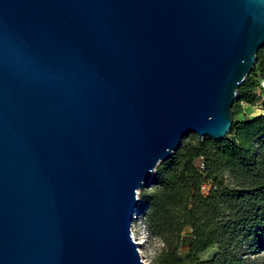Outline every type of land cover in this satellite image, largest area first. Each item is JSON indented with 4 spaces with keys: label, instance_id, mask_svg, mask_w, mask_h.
Returning a JSON list of instances; mask_svg holds the SVG:
<instances>
[{
    "label": "water",
    "instance_id": "water-1",
    "mask_svg": "<svg viewBox=\"0 0 264 264\" xmlns=\"http://www.w3.org/2000/svg\"><path fill=\"white\" fill-rule=\"evenodd\" d=\"M263 48L264 0H0V264H146L139 191Z\"/></svg>",
    "mask_w": 264,
    "mask_h": 264
},
{
    "label": "trees",
    "instance_id": "trees-1",
    "mask_svg": "<svg viewBox=\"0 0 264 264\" xmlns=\"http://www.w3.org/2000/svg\"><path fill=\"white\" fill-rule=\"evenodd\" d=\"M258 73L259 83L252 79ZM263 80L264 48L238 90L233 118L242 102L262 99L264 110V97L256 94ZM140 202L150 231L164 243L159 264H250L264 254V115L233 119L222 141L185 137L157 166ZM187 231L188 253L181 257ZM212 248L216 255L201 261Z\"/></svg>",
    "mask_w": 264,
    "mask_h": 264
},
{
    "label": "rangeland",
    "instance_id": "rangeland-1",
    "mask_svg": "<svg viewBox=\"0 0 264 264\" xmlns=\"http://www.w3.org/2000/svg\"><path fill=\"white\" fill-rule=\"evenodd\" d=\"M257 83L260 81V75L258 73L257 78L252 77ZM260 115H264L263 102H256L252 105H245L242 108L241 113L235 115L233 119L243 120L246 117L254 118ZM193 135H189L193 138ZM197 137V136H196ZM198 138V137H197ZM147 184V183H146ZM144 187V186H143ZM142 187V189H143ZM142 189L139 191L138 198ZM207 191V189L205 190ZM132 235L135 242L138 244L139 253L142 260L146 264H159L160 257L164 251V243L160 238L156 237L149 229L148 222L146 219V211L144 205L139 201V204L134 212V219L131 225ZM189 231L186 233V237L183 245L179 249V255L185 257L187 255L188 242H189ZM217 253L216 248L209 249L200 256L201 261H207L212 259ZM250 264H264V254L258 256H252L249 262Z\"/></svg>",
    "mask_w": 264,
    "mask_h": 264
},
{
    "label": "built area",
    "instance_id": "built-area-1",
    "mask_svg": "<svg viewBox=\"0 0 264 264\" xmlns=\"http://www.w3.org/2000/svg\"><path fill=\"white\" fill-rule=\"evenodd\" d=\"M257 96L264 97V80L261 82V87L256 91ZM259 102H262V99L258 100ZM257 101V102H258ZM247 105L246 103L242 102L241 107L244 108V106ZM205 189V188H204Z\"/></svg>",
    "mask_w": 264,
    "mask_h": 264
}]
</instances>
